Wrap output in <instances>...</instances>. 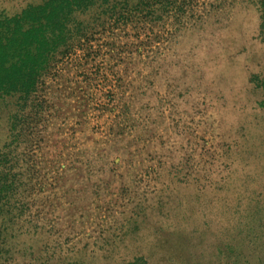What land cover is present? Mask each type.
<instances>
[{
  "label": "rangeland",
  "instance_id": "rangeland-1",
  "mask_svg": "<svg viewBox=\"0 0 264 264\" xmlns=\"http://www.w3.org/2000/svg\"><path fill=\"white\" fill-rule=\"evenodd\" d=\"M163 1L0 98V264H264V0Z\"/></svg>",
  "mask_w": 264,
  "mask_h": 264
},
{
  "label": "trees",
  "instance_id": "trees-1",
  "mask_svg": "<svg viewBox=\"0 0 264 264\" xmlns=\"http://www.w3.org/2000/svg\"><path fill=\"white\" fill-rule=\"evenodd\" d=\"M114 1L118 2L45 0L41 4L27 6L11 17L0 15V98L17 96L24 105L39 91L44 78L54 70L58 59L71 56L75 49L82 56L88 53L89 41L97 32L91 34L87 24L77 19L78 15L98 5L99 8L106 7L104 11L109 10L106 13H110L111 19L120 16L125 24L130 22L131 13H134L132 11L141 3L150 2L149 8L153 2ZM172 3L164 0L163 6ZM119 5L121 11L116 12L115 8Z\"/></svg>",
  "mask_w": 264,
  "mask_h": 264
}]
</instances>
